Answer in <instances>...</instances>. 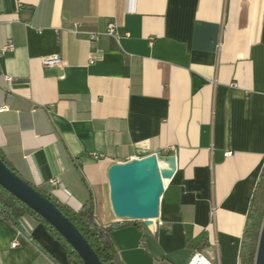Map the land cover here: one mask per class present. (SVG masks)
<instances>
[{
    "label": "crops",
    "instance_id": "0c3cea01",
    "mask_svg": "<svg viewBox=\"0 0 264 264\" xmlns=\"http://www.w3.org/2000/svg\"><path fill=\"white\" fill-rule=\"evenodd\" d=\"M0 15V53L15 45L0 55V150L20 177L76 211L92 198L110 226V167L174 156L159 219L113 232L124 262L250 264L264 0H0ZM111 23L119 38L91 40ZM53 55L63 67L43 64ZM0 264L77 263L28 216L0 217Z\"/></svg>",
    "mask_w": 264,
    "mask_h": 264
},
{
    "label": "water",
    "instance_id": "95a60500",
    "mask_svg": "<svg viewBox=\"0 0 264 264\" xmlns=\"http://www.w3.org/2000/svg\"><path fill=\"white\" fill-rule=\"evenodd\" d=\"M177 169L174 156L161 152L113 164L108 172L110 202L119 221L152 225L160 217L161 199ZM0 186L56 229L84 264H103L78 227L34 186L11 170L0 158ZM255 264H264V222Z\"/></svg>",
    "mask_w": 264,
    "mask_h": 264
},
{
    "label": "trees",
    "instance_id": "16d2710c",
    "mask_svg": "<svg viewBox=\"0 0 264 264\" xmlns=\"http://www.w3.org/2000/svg\"><path fill=\"white\" fill-rule=\"evenodd\" d=\"M0 158L13 170L15 169L8 163L0 150ZM17 173V172H16ZM29 183V182H28ZM31 184V183H30ZM34 186L33 184H31ZM38 191L44 194L48 199L54 202L62 212L78 227L81 233L88 240L95 252L98 254L103 264H126L120 256L114 239L113 232L118 228L126 226L132 221H123L122 223H115L110 226H104L99 223L92 198L84 204L79 210H73L62 205L55 200L49 193H46L41 188L34 186ZM35 217L40 220L47 228L49 233L56 238L66 249L71 262L77 264H84L78 253L66 241L65 238L54 229L49 223L37 215L27 205L10 194L8 191L0 186V217L12 221L15 227H19L20 220L24 217ZM264 222V167L261 173L259 183L257 185L253 200L251 211L248 216V223L246 233L243 241L242 258H246L250 264H255L256 253L261 234L262 225Z\"/></svg>",
    "mask_w": 264,
    "mask_h": 264
},
{
    "label": "built area",
    "instance_id": "2783aa9c",
    "mask_svg": "<svg viewBox=\"0 0 264 264\" xmlns=\"http://www.w3.org/2000/svg\"><path fill=\"white\" fill-rule=\"evenodd\" d=\"M0 19H1V15H0ZM75 32H79L78 26L75 28ZM89 35H90L91 40H96L97 38H99L103 35H109V36H113L116 38L120 37L118 27L114 23L109 24L107 30L103 33L91 32V33H89ZM14 49H15V45L13 44V42L8 41L7 44L2 48L0 55H5L8 52L14 51ZM42 62L47 67H54V66L63 67V61L56 55L44 57L42 59ZM57 183L58 182L56 180L50 181V184H52V185H56ZM13 246L16 247L17 244L15 243V244H13ZM198 259H204V258L200 254H198L194 257L191 264H200L201 261H199V262L196 261ZM206 263L209 264L208 262H206Z\"/></svg>",
    "mask_w": 264,
    "mask_h": 264
},
{
    "label": "bare ground",
    "instance_id": "6f19581e",
    "mask_svg": "<svg viewBox=\"0 0 264 264\" xmlns=\"http://www.w3.org/2000/svg\"><path fill=\"white\" fill-rule=\"evenodd\" d=\"M107 189H108V188H107ZM108 191H109V189H108ZM109 201H110V200H109ZM109 204H110V203H109ZM103 206H104V205H103ZM103 208H104V207H103ZM110 208H111V205H110ZM104 219H105V217H104ZM196 261H198V262L201 261L200 264H207L205 259H198V260H196ZM198 262H197V263H198Z\"/></svg>",
    "mask_w": 264,
    "mask_h": 264
}]
</instances>
